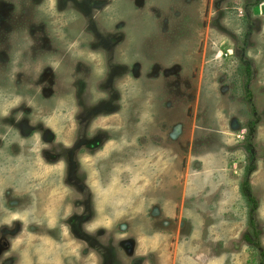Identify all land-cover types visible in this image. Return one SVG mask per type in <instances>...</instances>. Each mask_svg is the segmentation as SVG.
Instances as JSON below:
<instances>
[{
  "label": "rangeland",
  "instance_id": "374dc122",
  "mask_svg": "<svg viewBox=\"0 0 264 264\" xmlns=\"http://www.w3.org/2000/svg\"><path fill=\"white\" fill-rule=\"evenodd\" d=\"M17 100L0 231L53 209L54 229L11 227L66 245L62 264H264V0H0V111Z\"/></svg>",
  "mask_w": 264,
  "mask_h": 264
},
{
  "label": "clouds",
  "instance_id": "9594fccd",
  "mask_svg": "<svg viewBox=\"0 0 264 264\" xmlns=\"http://www.w3.org/2000/svg\"><path fill=\"white\" fill-rule=\"evenodd\" d=\"M70 48H76V44L70 45ZM80 55H83L82 52L78 53ZM89 59L97 61L98 64H102V55L99 52L90 51L89 52ZM98 71H103L102 67H99L97 69ZM18 105V100L14 101L12 104H9L5 106V108L0 111V115L7 117L9 115V109L13 106ZM93 127H96V125H93ZM113 145L112 141H109L105 149L99 153H97V157L104 156L107 154L108 148ZM71 147V145H67ZM97 157H93L88 154H82L80 157V163L87 165L91 169V175L92 177L96 176V171L94 168H92V165L95 164V161ZM65 168V162L63 160H60L57 165L56 169L59 171V173L62 175L63 170ZM90 183L94 189L99 192L98 182L94 179L90 178ZM70 192V189L67 186L62 187V195H68ZM83 212V208L81 207V210L79 212H74L72 204L69 203L63 212V219L68 220L70 216H72L74 213L79 214ZM121 213L119 211L116 212V216H119ZM30 212L25 211L22 214L14 215L9 221H6L5 223L8 224V226H12V221L16 220L19 221L22 225L27 226L31 223H35L37 225L44 223L46 221L47 227L49 229H54L57 227L58 224V217L56 210L49 209L46 211L44 219H38L35 216H32L31 220L29 219ZM111 224V220L105 217L102 221L100 220H90L87 223V228L85 229L87 232L92 233L96 231L97 229L103 227H107ZM62 229V233L67 236L68 234V227L67 225L61 224L60 225ZM34 240H39L40 243L38 245H34L32 242ZM25 245L23 249H21V245ZM67 248L66 245H60L56 244L50 237L46 235H36L30 232H23L21 235L14 238V240L11 242L10 249L3 252L2 256L3 259L0 260V264H4V261L11 257L12 253L20 250V254L22 256L21 264H33L32 257L29 254V249H34V253L37 256V264H62L61 261V250ZM63 255H76L78 256L79 253L77 251L76 247H71L70 249L63 251ZM91 264H96V259L93 256L91 258Z\"/></svg>",
  "mask_w": 264,
  "mask_h": 264
},
{
  "label": "flooded vegetation",
  "instance_id": "af4514ba",
  "mask_svg": "<svg viewBox=\"0 0 264 264\" xmlns=\"http://www.w3.org/2000/svg\"><path fill=\"white\" fill-rule=\"evenodd\" d=\"M170 4V3H169ZM16 229L15 228H10V227H7V228H4L3 230H1L0 231V235L2 234V235H5V236H7L8 235V239H7V241L8 242H3V243H1L0 242V249L1 250H5V249H7V248H10L11 247V242L14 240V238L16 237V235H15V233L16 232H14ZM1 235V236H2ZM2 254H3V252L0 254V256H1V259H3L2 258ZM11 257L13 258V259H11ZM11 257H9L8 258V262L6 263V264H16V263H14V262H17V260H16V253H13L12 255H11ZM11 259V260H10ZM13 263H12V262Z\"/></svg>",
  "mask_w": 264,
  "mask_h": 264
},
{
  "label": "trees",
  "instance_id": "16d2710c",
  "mask_svg": "<svg viewBox=\"0 0 264 264\" xmlns=\"http://www.w3.org/2000/svg\"><path fill=\"white\" fill-rule=\"evenodd\" d=\"M247 72H248V75L251 74V67L250 66L247 67ZM249 187H250V183H249V181H246L244 183L243 188H244V192H245L246 196L248 197L250 202H252L253 205H254V207L252 208V212H251V214L253 215L255 213L256 209H257V202H256L255 198H253L251 196V192H250Z\"/></svg>",
  "mask_w": 264,
  "mask_h": 264
}]
</instances>
